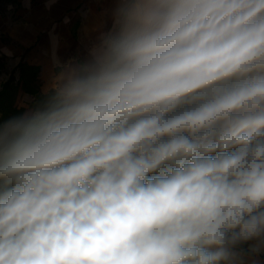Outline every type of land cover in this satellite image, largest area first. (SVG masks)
<instances>
[{
	"label": "clouds",
	"instance_id": "9594fccd",
	"mask_svg": "<svg viewBox=\"0 0 264 264\" xmlns=\"http://www.w3.org/2000/svg\"><path fill=\"white\" fill-rule=\"evenodd\" d=\"M53 91L0 129V264L264 252V0H131Z\"/></svg>",
	"mask_w": 264,
	"mask_h": 264
},
{
	"label": "crops",
	"instance_id": "0c3cea01",
	"mask_svg": "<svg viewBox=\"0 0 264 264\" xmlns=\"http://www.w3.org/2000/svg\"><path fill=\"white\" fill-rule=\"evenodd\" d=\"M15 19L10 12L0 13V32H6L13 44L0 37V54L16 56L31 46L24 59L39 64L40 90L54 89L69 68L92 62L93 53L103 38L115 35L121 27L123 11L131 0H18ZM41 29L48 32L40 34ZM74 46L84 50L87 62L75 54ZM252 257L264 264V256ZM252 259V260H253Z\"/></svg>",
	"mask_w": 264,
	"mask_h": 264
},
{
	"label": "trees",
	"instance_id": "16d2710c",
	"mask_svg": "<svg viewBox=\"0 0 264 264\" xmlns=\"http://www.w3.org/2000/svg\"><path fill=\"white\" fill-rule=\"evenodd\" d=\"M5 3L20 5L18 0H0V4ZM30 47H25L20 59L10 67L7 66V56L0 54V129L10 122H15L42 109L54 94L53 89L47 92L40 90L41 66L29 63L24 59L25 52ZM80 67H82V63H80ZM23 95L30 97L27 106L18 105V99Z\"/></svg>",
	"mask_w": 264,
	"mask_h": 264
},
{
	"label": "rangeland",
	"instance_id": "374dc122",
	"mask_svg": "<svg viewBox=\"0 0 264 264\" xmlns=\"http://www.w3.org/2000/svg\"><path fill=\"white\" fill-rule=\"evenodd\" d=\"M25 2V0H22V4ZM15 7H18V6H15L14 4H0V13H6V12H10L11 13V17L13 18L12 20L15 19V14H14V11L17 9ZM40 34H43L45 35L48 30L47 29H41L40 31ZM0 37L3 41H5L6 44H13L12 42H10V39L9 37L7 36V33L6 32H0ZM75 50V54H79L82 59H84L86 62L88 60V57L86 54H84V50L83 49H80L78 48L77 46H74L73 48ZM7 56V66L10 67L12 64H14L16 62V56ZM0 79H1V76H0ZM40 85V83H39ZM30 101V97L28 95H23L22 97H20L18 99V105L19 106H27L28 102ZM264 256V254H261V257ZM252 259L253 258H250V259H247L245 260V264H252Z\"/></svg>",
	"mask_w": 264,
	"mask_h": 264
}]
</instances>
